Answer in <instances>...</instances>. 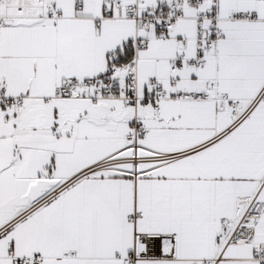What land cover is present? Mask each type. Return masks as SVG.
Masks as SVG:
<instances>
[{
	"label": "snow or ice",
	"instance_id": "snow-or-ice-1",
	"mask_svg": "<svg viewBox=\"0 0 264 264\" xmlns=\"http://www.w3.org/2000/svg\"><path fill=\"white\" fill-rule=\"evenodd\" d=\"M0 264H264V0H0Z\"/></svg>",
	"mask_w": 264,
	"mask_h": 264
}]
</instances>
